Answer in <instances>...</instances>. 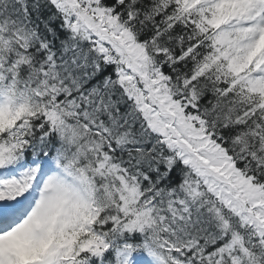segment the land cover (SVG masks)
<instances>
[{
  "label": "snow or ice",
  "instance_id": "obj_1",
  "mask_svg": "<svg viewBox=\"0 0 264 264\" xmlns=\"http://www.w3.org/2000/svg\"><path fill=\"white\" fill-rule=\"evenodd\" d=\"M0 264H264V0H0Z\"/></svg>",
  "mask_w": 264,
  "mask_h": 264
}]
</instances>
